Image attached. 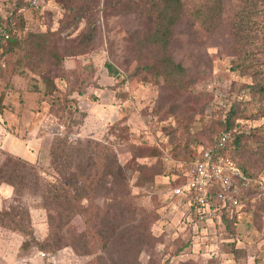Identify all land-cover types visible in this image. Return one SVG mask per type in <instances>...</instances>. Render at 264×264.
<instances>
[{
  "label": "rangeland",
  "instance_id": "obj_1",
  "mask_svg": "<svg viewBox=\"0 0 264 264\" xmlns=\"http://www.w3.org/2000/svg\"><path fill=\"white\" fill-rule=\"evenodd\" d=\"M25 1L0 0V30L12 17L25 30L53 31L61 51L92 26L94 43L86 53L65 57L52 96L23 64L20 47L0 55V162L5 154L24 159L39 169L42 182L55 184L51 155L59 139L65 140L69 165L84 162L92 148L107 151L97 165L102 181L95 186L93 206L100 210L103 234L114 231L106 254L101 249L76 253L70 247L41 250L36 241L46 240L51 231L78 239L84 223L67 212L74 202L47 206L26 182L18 184L16 194L2 183L0 208L24 206L33 235L0 226V264H264V199L254 209L237 202V220L227 226L220 207L200 219L182 197L170 194L173 179L190 164H185L188 154L211 146L209 135L221 131L219 121L230 106L248 99L243 85L251 79L235 65L240 49L231 27L239 0H222L220 21L212 29L186 12L181 16L170 50L194 77L182 91L166 88L147 70L134 73L132 38L143 28L137 13L114 0H83L81 11L59 0ZM240 119L245 129L261 121ZM255 174V196L264 198V167ZM109 182L123 198L105 213ZM235 248L242 252L234 259Z\"/></svg>",
  "mask_w": 264,
  "mask_h": 264
},
{
  "label": "trees",
  "instance_id": "obj_2",
  "mask_svg": "<svg viewBox=\"0 0 264 264\" xmlns=\"http://www.w3.org/2000/svg\"><path fill=\"white\" fill-rule=\"evenodd\" d=\"M59 1L65 8L72 3V7L67 8L69 10L72 8L76 11L85 9L83 0ZM81 1L83 2L81 3ZM29 2L26 0L23 3ZM114 3L122 6L124 10L137 13L143 23V28L136 31L132 38L137 55L134 73L140 75L141 71L147 70L154 78H161L166 88L179 91L187 90L193 84L194 77L172 55L170 43L174 29L185 12L203 27L209 29L217 27L215 24L220 21L222 0H189V9L185 8V0H143L142 6L138 5L136 0H114ZM17 18H20L19 15ZM5 25L3 28L8 30L9 38L0 45V55L15 47H20L23 64L41 78L47 89L46 94L51 96L56 91L54 78L61 76L57 70L61 69L65 57L86 53L94 43L95 28L92 26H87L77 38L60 51L57 46L56 33L53 31L25 30L23 24L19 26L15 20L12 21V17L6 21ZM231 27L235 43L240 49V55L235 65L251 79L249 83L243 85L249 96L247 100L235 101L230 106L224 119L219 121L221 131L211 133L208 141L213 146L215 139L221 133L229 134L230 138L224 148L217 151L233 160L243 175V179H237L239 189L234 196L237 202L244 204L245 208L253 207L254 209L258 202L264 199L255 196L256 190L251 185V181L255 179L256 170L264 167V0H239L233 7ZM242 116L251 121H261L257 125L245 129L243 128L244 123L240 121ZM65 147V140L59 139L55 142L51 155V166L58 179L55 184L42 182L39 169L29 165L28 161L25 162L24 159L5 154L0 162V185L2 183L11 185L16 194L26 182L31 187L30 189L38 190L47 206L58 203L68 204L71 200L74 202L72 208L67 209V212L71 213V217H81L84 223L78 239L74 237L71 239V235L66 234L58 236L56 231H51L46 240L36 241V245L41 250L54 253L61 247H70L76 253H89L86 249H90V252L94 249H101L103 254H106L108 246L112 242L114 229L112 227L110 234H106L105 231L103 234L102 227L97 221L100 210L93 206V200L96 196L95 186L99 181H102L97 165L107 157L108 153L107 151H96L91 147L92 155H89L84 162L73 165L70 163L69 165L67 159L69 153ZM199 154L200 150L193 154L189 153L185 164L191 162ZM62 160L64 161L61 162ZM82 165L84 168L80 169L79 167ZM117 167L120 170L119 166ZM119 170L116 173H108V176L121 172ZM185 179L184 175L173 179L172 188L183 184ZM245 179L248 181L247 183ZM20 183L22 185L19 186ZM112 186V182L105 185L106 193L103 195L106 198L107 207L111 203L115 205L122 203L123 197L119 196L118 191L114 190ZM219 191L220 188L216 185L211 188L210 208H215V197ZM252 198L254 201L250 202ZM84 200L87 202L86 204H84ZM220 208L222 220L227 226L237 220L233 213V207L230 209ZM109 209V207L106 208L105 213ZM49 219H53L50 214ZM0 226L24 233L31 238L33 235L29 212L21 204L0 208ZM241 252V249H232L234 259L240 257Z\"/></svg>",
  "mask_w": 264,
  "mask_h": 264
},
{
  "label": "built area",
  "instance_id": "obj_3",
  "mask_svg": "<svg viewBox=\"0 0 264 264\" xmlns=\"http://www.w3.org/2000/svg\"><path fill=\"white\" fill-rule=\"evenodd\" d=\"M35 5L37 0H29ZM9 38L7 29L0 30V45ZM230 136L221 133L215 139V144L204 148L199 156L195 157L184 173L185 182L170 190L172 197H182L189 209L198 218L203 219L211 216V212L217 207L230 209L237 205L234 197L239 186L237 179H243L238 167L227 155L217 150L224 148ZM245 182L248 181L245 179ZM218 186L220 191L216 194L215 208H210V192L213 186Z\"/></svg>",
  "mask_w": 264,
  "mask_h": 264
},
{
  "label": "crops",
  "instance_id": "obj_4",
  "mask_svg": "<svg viewBox=\"0 0 264 264\" xmlns=\"http://www.w3.org/2000/svg\"><path fill=\"white\" fill-rule=\"evenodd\" d=\"M188 209H189V207H188Z\"/></svg>",
  "mask_w": 264,
  "mask_h": 264
}]
</instances>
